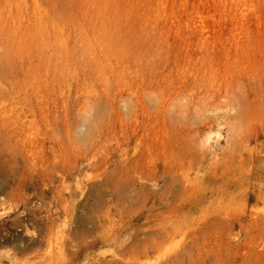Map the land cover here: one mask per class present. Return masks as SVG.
Listing matches in <instances>:
<instances>
[{"label": "rangeland", "instance_id": "obj_1", "mask_svg": "<svg viewBox=\"0 0 264 264\" xmlns=\"http://www.w3.org/2000/svg\"><path fill=\"white\" fill-rule=\"evenodd\" d=\"M0 264H264V0H0Z\"/></svg>", "mask_w": 264, "mask_h": 264}, {"label": "bare ground", "instance_id": "obj_2", "mask_svg": "<svg viewBox=\"0 0 264 264\" xmlns=\"http://www.w3.org/2000/svg\"><path fill=\"white\" fill-rule=\"evenodd\" d=\"M145 126H146V125H145ZM140 127H141V126H140ZM172 223H173V222H172ZM175 225H176V224H175ZM178 226H179V225H178ZM174 228H175V227H174ZM176 228H178V227H176ZM176 228H175V229H176ZM179 228H180V227H179ZM179 230H180V229H179ZM181 231H182V229H181ZM162 232H163V231H162ZM177 233H178V232H177ZM173 235H175V234H173ZM160 237H162V236H160ZM163 237H164V236H163ZM169 237H170V236H169ZM173 237H174V236H173ZM166 241H167V240H166ZM166 241H165V242H166ZM165 242H164V243H165ZM161 244H162V243H161ZM158 248H159V247H158ZM154 249H155V248H154Z\"/></svg>", "mask_w": 264, "mask_h": 264}]
</instances>
